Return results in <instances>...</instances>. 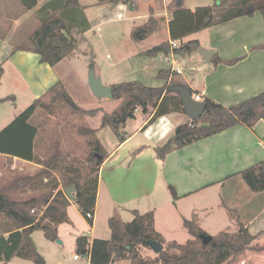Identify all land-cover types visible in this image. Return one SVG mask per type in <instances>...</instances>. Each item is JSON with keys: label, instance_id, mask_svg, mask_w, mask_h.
<instances>
[{"label": "trees", "instance_id": "1", "mask_svg": "<svg viewBox=\"0 0 264 264\" xmlns=\"http://www.w3.org/2000/svg\"><path fill=\"white\" fill-rule=\"evenodd\" d=\"M17 1L26 11L32 10L38 2ZM213 2L211 6L190 11L185 8V0H170L167 6L171 16L168 23L170 41L139 56L153 58L169 54L188 55L191 52L190 46L198 45V42L183 40L193 34L240 17H252L256 13L262 16L264 22V0ZM99 3L125 5L133 9L134 0H99ZM38 15L39 26L19 43L13 44L9 56L18 51L30 52L38 55L41 63L54 67L72 55L77 49V36L88 31L90 26L79 0H50L41 7ZM154 26L155 22L149 19L146 24L131 32V39L142 42L151 34ZM173 41L179 43L177 48H171L170 42ZM220 63L222 60L214 54L211 67L214 69ZM2 74L3 68L0 65V79ZM177 75L179 74L167 66L158 70L156 85H149L141 80L112 85V99L119 101V104L110 113L102 112L100 128H108L120 145L126 140V123L134 120L137 113L150 116L144 128L169 114L182 113L183 107L178 94L169 91L174 85L186 86L176 81ZM189 91L193 95L192 90ZM8 100L14 102V96L0 98V103ZM204 102L206 106L198 120L178 125L173 137L162 146L152 148L158 161L163 163L171 152L236 126L253 129L259 121L264 122V91L229 107L208 99ZM38 110L65 120L66 123L72 118L80 121L74 134L83 140L89 152L84 168L64 162L57 153L48 158L35 153L39 127L30 120ZM100 111L78 106L63 83L58 81L0 130V156L7 157L8 161L17 158L38 166L34 170L12 171L7 178L0 177V263L7 264L14 258L32 264L45 263L36 251L30 235L41 231L47 241L55 242L58 239L57 227L70 223L67 215L70 201L63 193L64 188L75 187L74 203L84 218L87 214L93 215L99 169L109 154L97 137V129L91 128L86 123V118H92ZM235 175L240 176L252 193L264 192V160ZM27 188L32 192L19 197L18 193ZM169 189L172 199L176 200L175 191L171 187ZM132 214L134 218L129 223L123 222L118 216L108 219V240L95 238L89 242L87 236L78 237L76 255L86 256L90 264H114L122 261H128L129 264H232L246 251L253 250L252 243L263 234L252 235L247 225L240 221L238 213L228 210V217L237 231L219 232L205 244L202 237L208 234L199 226L198 215L193 213L189 219L182 221V228L191 239L180 245L175 241L166 242L154 229L153 212L140 214L133 211ZM86 220L89 224L92 223V220ZM151 242L163 246V250L154 259L141 255V249L147 248ZM261 251H264V247L257 250Z\"/></svg>", "mask_w": 264, "mask_h": 264}, {"label": "crops", "instance_id": "2", "mask_svg": "<svg viewBox=\"0 0 264 264\" xmlns=\"http://www.w3.org/2000/svg\"><path fill=\"white\" fill-rule=\"evenodd\" d=\"M49 1L38 0L36 7L26 11L17 0H0V13H4L0 18L10 19L13 33L16 35L19 32L24 33L21 34L24 35V38L27 31L31 33L39 26L38 11ZM80 2L81 0H79L80 7L91 27L93 20L88 17L86 9ZM137 2L138 0H134L132 11H135ZM169 2L170 0H146L145 15L140 18L139 16L130 17L129 8L125 5L101 4L98 8V19L100 22H107L111 16L120 22L129 17L130 20H144L143 24L137 27L143 26L149 19H152L155 26L146 39L153 37L155 41L159 42L157 44L159 45L165 41H170L168 23L171 16L167 9ZM211 5L204 2L202 5L187 6L185 0V8L190 11ZM137 27L134 25L126 26L129 37ZM73 33L75 34V32ZM0 36L3 37V35ZM190 38L189 41L198 42L200 47L213 50L214 54H217L222 60V63L214 69L210 63L204 62V71H200L203 72V75L196 79V85L190 82L187 76L199 72L197 65L200 62L194 60L193 62L196 64H192L186 69L181 64L177 66L182 73L177 75L175 79L184 83L194 92L193 98L198 96L200 101L208 99L215 104L229 107L264 91V22L259 13L252 17H240L214 26L193 34ZM76 51L77 49L71 56L54 67L41 63L39 56L34 53L15 52L11 56L4 57L5 59L1 64L3 74L0 83L7 76L10 83L28 90L31 95L30 102L42 96L56 82L61 81L74 100L65 82L66 74L63 71L67 67L63 63L73 59ZM145 51L132 55L128 60L131 61L133 57L137 56L138 58L134 62H138L141 68L137 66V63H132L131 66L136 69V73H140V80L149 85H156L158 83L156 79L158 70L163 69L165 64L169 67V64L164 55L153 58L139 56ZM159 56L164 57L166 62L162 66L156 64ZM178 61L182 63L179 58ZM98 77L103 85L109 87L123 83L108 79L104 73L98 74ZM76 81L77 84L83 82L78 77ZM118 104L119 101L114 109ZM99 113H101V120L102 111ZM149 117L137 113L135 119L128 121L125 125L126 140L119 145L115 138L110 150L105 148L97 131V137L109 156L99 169L92 223L89 224L78 211L76 204L70 201V206L67 208L70 223L61 224L57 227L58 239L55 242L47 241L44 238L46 242L40 244L42 247L40 250L35 238H32L33 232L30 238L38 254L43 257L44 264H90L87 257L76 255V239L80 236H87L89 242L95 238L108 240L110 238L108 219L118 216L123 222L129 223L134 218L133 211L140 214L153 212L154 229L164 237L166 242L175 241L178 243L177 235L185 231L182 228V221L189 219L193 213L198 215L199 226L208 234L214 236L221 232V229H231L232 227L236 229V232V226L228 217V210H234L238 213L240 221L247 225L252 235H258L262 232L264 234V192L252 193L240 176L235 175L239 171L264 160V122L259 121L253 129L236 126L198 143L173 151L161 163L155 158L152 148L165 144L168 139L173 137L176 127L188 122L189 119L184 112L169 114L144 128ZM31 120L30 122H32ZM86 123L89 125L88 121ZM97 127L91 128L100 129ZM40 137L39 128V133L35 139V153L40 151L38 147ZM1 157L7 159V157ZM8 162V166H10L6 175L12 171L38 168L34 163L17 158ZM4 177L7 178V176ZM169 187L175 191L176 200L172 199ZM31 192L32 190L27 188L18 194L19 197H24ZM101 199L103 207L100 209ZM262 235L252 245L260 240ZM250 251L242 254L237 263L257 264L258 260ZM141 255L143 257L151 256L152 259L158 256L149 246L141 249ZM114 264H129V262L122 261Z\"/></svg>", "mask_w": 264, "mask_h": 264}, {"label": "rangeland", "instance_id": "3", "mask_svg": "<svg viewBox=\"0 0 264 264\" xmlns=\"http://www.w3.org/2000/svg\"><path fill=\"white\" fill-rule=\"evenodd\" d=\"M145 1L138 0L135 11H132L133 9L129 8L130 17L139 16L140 18L142 15H145ZM186 1L187 6H192L193 4L202 5L204 2L213 5V0ZM80 3L86 9L87 15L93 20V23L88 31L77 37V45L79 47L77 48L73 59L63 63V65L67 67L66 70L69 68L67 71H63L66 74L65 82L75 102L80 107L86 110L100 108L102 112H110L114 109L118 101L113 99L106 101L105 99H99L92 94L87 82L89 70L92 69L96 77H98V74L104 73L108 79L117 80V82L140 80V73H136V69L131 66L132 63H137V66L140 67L138 62H134L138 57L135 56L132 60L130 59L132 62L129 61L128 58L157 45L159 42L155 41L153 37H149L142 43H136L130 39L126 26H140L144 22L142 19L130 20L129 17L127 20L120 22L114 20L113 17L110 16V20L107 22H100L98 19V8L101 4L98 3V0H81ZM3 15L4 13L1 12L0 16ZM11 27L13 28L12 21L10 19H1L0 35H3V37L0 36V65L4 59L9 56L10 47H12L13 44L19 43L21 38L24 36L21 35L24 34L21 32L17 33V35L14 34ZM25 34L27 36L30 32L27 31ZM190 39L191 38L189 36L184 42H189ZM164 57L162 58V56H159V60L156 64L159 66L164 65L166 63L164 61ZM177 57L178 56H176V60H178V58L179 60L181 59L182 63L178 62L182 65V67L185 66V69L192 64H196L193 62L194 60L200 62L199 65H197L199 72L187 76V79L196 85V79L203 75V72L200 71H204V60L196 52H190L188 55L181 58ZM164 67H167L166 64ZM60 71L62 70L60 69ZM192 76L193 78H191ZM77 77L83 81V84H77ZM16 84L18 85L17 82ZM8 96H15L14 102L8 100L7 102L0 103V130L9 124V122L14 119L16 115L23 112L35 100L34 99L29 102L31 95L28 93V90H24L22 87L13 85L9 82V78L6 76L5 80L0 83V98ZM100 116L101 113H99L96 117L86 118V121H88L90 127H100ZM33 117L34 118H32L31 123L38 126L41 132L39 140L40 145L38 146L40 150L38 151L39 156L42 158H48L52 154L57 153L59 154V157L64 160V162L72 163L77 168L85 167L86 158L89 152L85 148L83 140L74 134L76 127L80 124L79 120L72 118L68 123H66L65 120H59L56 116L42 110H38ZM97 131L105 148L110 150L112 142L115 141V137L111 131L108 128H100ZM8 164L9 162L7 159L0 156V177L7 176L6 172L10 166H8ZM102 204L103 202L101 199L100 209L103 207ZM84 219L86 220V218ZM221 230V232L234 233L236 229L232 227L231 229L226 228ZM208 236L211 237L213 235L208 234ZM32 238H35L40 250H42L40 244L46 242L42 232H34ZM177 238L178 244L180 245L185 244L187 240L191 239L186 231L177 235ZM263 247L264 234L260 237V240L252 245L253 250L250 251L251 254L254 255L255 259L258 260L257 264H264V251L257 252V250L262 249ZM149 259H152L151 256ZM237 262L238 259L232 264H238ZM10 264L30 263L25 260L14 258L11 260Z\"/></svg>", "mask_w": 264, "mask_h": 264}, {"label": "water", "instance_id": "4", "mask_svg": "<svg viewBox=\"0 0 264 264\" xmlns=\"http://www.w3.org/2000/svg\"><path fill=\"white\" fill-rule=\"evenodd\" d=\"M190 51L196 52L207 64L211 62L214 56L213 50L205 49L198 45H191ZM87 82L90 91L95 97L106 100L112 99L111 88L109 86L103 85L100 78L95 76L92 69L89 70ZM169 91L178 94L183 107V112L190 121H196L200 118L201 114L205 109L206 104L204 101H196L193 98L187 86L174 85L169 88ZM74 192H75L74 186H70L63 189V193L66 196V198L72 202H75L76 200V198L73 195ZM202 239H203V243L206 244L211 239V237L203 236ZM57 243H60V241H57ZM148 246L157 255L163 250V246L156 242H151L148 244Z\"/></svg>", "mask_w": 264, "mask_h": 264}, {"label": "built area", "instance_id": "5", "mask_svg": "<svg viewBox=\"0 0 264 264\" xmlns=\"http://www.w3.org/2000/svg\"><path fill=\"white\" fill-rule=\"evenodd\" d=\"M97 30H98V28H97ZM170 45H171V48H177L179 46V43L173 41V42H170ZM165 60L168 62V64H169V66H170L172 71L176 72L177 74H181L182 73L180 68L177 67L179 65V62H178V60H176V56H174L173 54H169L168 56H165ZM194 99L196 101H200L198 96H195ZM86 218L89 219V220H92L93 215L92 214H87ZM75 258H77V257H75Z\"/></svg>", "mask_w": 264, "mask_h": 264}]
</instances>
